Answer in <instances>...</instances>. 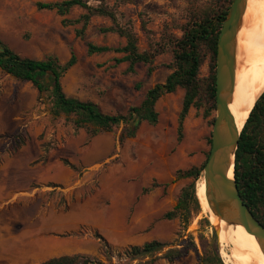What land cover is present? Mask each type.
Masks as SVG:
<instances>
[{
    "label": "rangeland",
    "instance_id": "obj_1",
    "mask_svg": "<svg viewBox=\"0 0 264 264\" xmlns=\"http://www.w3.org/2000/svg\"><path fill=\"white\" fill-rule=\"evenodd\" d=\"M58 1L62 0H45ZM106 1L113 6L116 0ZM37 2L0 0V40L22 57L35 60L55 55L65 63L73 51L77 64L62 79L68 96L92 101L106 114H124L139 106L147 91L171 73L169 53L156 59L151 75L144 64L133 73L127 72L128 63L114 66L113 59L122 54L89 57L87 43L113 48L125 44L117 34L103 32L112 22L93 17L81 40L75 36L81 24L64 27L54 11H38ZM119 11L122 22L133 24L140 51L148 49V35L156 42L164 33L180 37L179 28L190 18L187 0H135ZM84 13L76 7L66 18L76 20ZM208 65L206 60L201 77L208 76ZM183 96L180 88L163 96L156 104L158 124L142 123L135 138L120 143L123 126L93 138L84 130L75 132L63 118H52L48 93L40 97L31 83L0 70V264H37L76 254L109 264L96 234L113 248L114 264H127L119 258L122 249L153 240L164 243V249L132 264H197L202 252L199 236L211 242L215 230L207 215L201 209L187 225L180 218L163 219L193 181L177 180L176 173L200 167L210 151L207 138L212 127L203 118V109L190 110L183 138H178ZM19 140L24 144L17 149ZM224 241L218 240L221 247ZM170 250L185 254L169 263L164 256Z\"/></svg>",
    "mask_w": 264,
    "mask_h": 264
},
{
    "label": "trees",
    "instance_id": "obj_2",
    "mask_svg": "<svg viewBox=\"0 0 264 264\" xmlns=\"http://www.w3.org/2000/svg\"><path fill=\"white\" fill-rule=\"evenodd\" d=\"M97 6L90 5L86 0H62L54 3H36L38 11H54L62 18L64 27L81 24L75 30V36L84 40L87 27L93 17L108 18L112 25L103 30L105 33H114L125 39L121 47L113 48L87 43V55L115 53L123 56L114 58V66L128 63L127 72L133 73L138 64L149 66L148 73L155 71L156 59L166 53L171 54L172 62L167 65L171 73L163 83L154 85L146 93L139 106L130 107L126 113L106 114L100 106L92 101H82L68 96L62 86V79L77 64V57L72 51L67 62L61 63L55 55H48L42 60L22 57L2 40H0V70L3 74L22 83H31L41 97L48 93L51 106L49 112L53 119L63 118L67 125H71L75 132L84 130L93 138L100 134L111 133L123 126L119 137L120 143L136 137L142 123L155 126L159 122V113L156 110L157 102L167 94H173L177 89L184 90L182 107L178 115L177 133L181 141L183 138L184 122L192 108L197 111L203 109V118L208 120L212 127L216 109L215 79H216V51L222 22L225 20L229 8L234 0H212L208 5L200 4L201 0H187L190 18L179 28L180 37L173 34H162L158 42L148 35L149 47L140 51L138 36L131 21L122 22L123 15L119 11L122 5L134 4L135 0H116L113 6L106 0H98ZM175 2L176 0H169ZM85 11L76 20L66 17L74 8ZM143 29L150 33L145 24ZM208 60L209 74L201 77V68ZM19 136L17 132L14 137ZM24 144L19 140L17 149ZM211 147V136L207 138ZM209 155V154H208ZM200 167H192L187 171H178L176 179H192L193 181L182 189L178 202L172 211L163 215V219L174 220L180 218L185 225L194 213L201 212V206L196 196V182L207 161ZM66 166L74 169L69 162ZM234 177L239 194L254 217L264 226V93L256 101L253 109L241 132L239 146L236 151ZM206 225L211 226L208 220ZM100 241L102 254L113 263V248L99 234L95 235ZM193 243L198 251L197 245ZM201 254L197 264H225L219 250L218 238L213 230L211 242L203 235L199 236ZM165 244L157 240L142 245L128 246L119 252V258H124L127 264L149 257L162 251ZM184 250H170L165 254L169 263L181 259ZM37 264H102L91 260L84 255H64L53 257ZM120 264V263H116Z\"/></svg>",
    "mask_w": 264,
    "mask_h": 264
},
{
    "label": "water",
    "instance_id": "obj_3",
    "mask_svg": "<svg viewBox=\"0 0 264 264\" xmlns=\"http://www.w3.org/2000/svg\"><path fill=\"white\" fill-rule=\"evenodd\" d=\"M247 1L234 0L220 28L216 51V109L211 130V147L198 180H204L206 200L213 214L228 224L244 226L255 236L264 254V226L244 203L234 177L236 151L244 126L241 130L238 129L230 112V104L236 83L238 35ZM230 170L232 178L229 176ZM215 233L218 238L216 228Z\"/></svg>",
    "mask_w": 264,
    "mask_h": 264
},
{
    "label": "bare ground",
    "instance_id": "obj_4",
    "mask_svg": "<svg viewBox=\"0 0 264 264\" xmlns=\"http://www.w3.org/2000/svg\"><path fill=\"white\" fill-rule=\"evenodd\" d=\"M264 92V0H248L238 35L236 83L230 112L241 130L257 99ZM230 178L233 173L230 170ZM201 209L218 230L226 264H264V254L255 236L240 224H228L212 212L201 178L196 185ZM227 250V251H226ZM229 251V253H228Z\"/></svg>",
    "mask_w": 264,
    "mask_h": 264
},
{
    "label": "crops",
    "instance_id": "obj_5",
    "mask_svg": "<svg viewBox=\"0 0 264 264\" xmlns=\"http://www.w3.org/2000/svg\"><path fill=\"white\" fill-rule=\"evenodd\" d=\"M38 2H42V3H50V2H45V0H38ZM37 2V3H38ZM73 10V9H72ZM61 62V61H60ZM167 78V77H166ZM163 83V82H162ZM0 245H1V241H0Z\"/></svg>",
    "mask_w": 264,
    "mask_h": 264
}]
</instances>
